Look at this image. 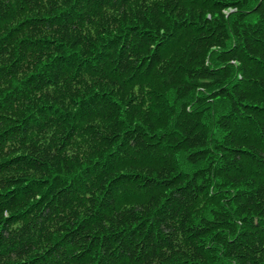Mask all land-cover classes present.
<instances>
[{"label": "trees", "instance_id": "16d2710c", "mask_svg": "<svg viewBox=\"0 0 264 264\" xmlns=\"http://www.w3.org/2000/svg\"><path fill=\"white\" fill-rule=\"evenodd\" d=\"M0 264H264V0H0Z\"/></svg>", "mask_w": 264, "mask_h": 264}]
</instances>
